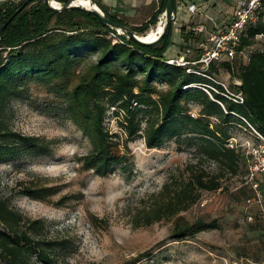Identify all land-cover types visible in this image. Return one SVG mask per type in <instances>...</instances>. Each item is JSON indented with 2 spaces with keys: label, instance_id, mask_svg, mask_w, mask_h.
Masks as SVG:
<instances>
[{
  "label": "trees",
  "instance_id": "obj_1",
  "mask_svg": "<svg viewBox=\"0 0 264 264\" xmlns=\"http://www.w3.org/2000/svg\"><path fill=\"white\" fill-rule=\"evenodd\" d=\"M25 1L0 6V29ZM53 1L63 4L68 0ZM93 2L107 19L129 28L124 20L110 14L96 0ZM166 5L167 0H161L159 12L149 24L130 29L137 35H146L151 26L158 24ZM172 25L158 44L143 46L126 35H118L83 8L57 13L42 0L28 5L8 25L0 41V165L25 156L47 157L54 151L51 142L16 132L9 124L10 102L25 99L29 86L35 83L65 99L68 117L92 147L81 159L82 167L98 177L131 168L128 141L136 137L143 138L151 150L175 141L178 152L193 151L197 165L206 161L216 165L217 172L213 174L191 165L192 175L187 181L181 185L179 182L175 188L166 183L154 207L136 220L137 228L171 220L188 211L199 200L200 192L221 190L226 174L236 176L244 167L246 175L241 149H229L227 144L235 137V127L250 131L245 121L264 137V50L251 52L264 42V6L259 20L248 24L241 35L239 50L246 53V59L238 56L233 61L213 62L202 76L170 65L165 59ZM110 33L115 35V41L108 36ZM191 35L184 39L187 41ZM92 55L99 56L97 62L81 72L72 87L85 58ZM222 73L241 82L230 89L242 94L243 104L216 94L223 108L203 91L202 86H215L209 78L218 80ZM217 87L224 93L223 87ZM191 105L199 108L195 117ZM109 111L117 119L121 134L105 127ZM123 135L124 143L120 140ZM240 191L245 200L251 195L246 186ZM36 192L29 189L26 196L39 199ZM218 227V220H198L191 225L176 222L170 239L183 241ZM51 228L41 219L24 216L0 197V264H66L71 242L66 237L53 236Z\"/></svg>",
  "mask_w": 264,
  "mask_h": 264
},
{
  "label": "rangeland",
  "instance_id": "obj_2",
  "mask_svg": "<svg viewBox=\"0 0 264 264\" xmlns=\"http://www.w3.org/2000/svg\"><path fill=\"white\" fill-rule=\"evenodd\" d=\"M108 36L116 40L112 33ZM263 46L261 42L257 49L264 50ZM98 58H85L72 87ZM218 81L229 88L238 83L227 73ZM191 112L197 116L198 107L191 105ZM8 118L14 131L41 137L52 143L54 151L47 157L25 156L0 165V197L24 216L45 221L53 236L69 239L72 251L66 264H264V220L256 209L245 207L240 191L244 167L236 176L226 174L221 190L200 192L197 203L176 218L137 228L136 220L154 207L166 183L175 188L187 181L191 165L212 174L216 165L207 161L197 165L193 151L178 152L175 141L151 150L136 137L128 141L131 168L98 177L82 167L81 159L92 147L68 117L65 99L35 83L25 99L10 102ZM117 122L109 111L105 127L121 134ZM233 131L240 144L254 140L250 131L239 127ZM120 140L124 143L126 137ZM29 189L36 190L39 199L26 196ZM201 198L209 200L206 207L200 205ZM246 213L255 222H248ZM198 220H218L219 227L183 241L170 239L176 222L191 225Z\"/></svg>",
  "mask_w": 264,
  "mask_h": 264
},
{
  "label": "built area",
  "instance_id": "obj_3",
  "mask_svg": "<svg viewBox=\"0 0 264 264\" xmlns=\"http://www.w3.org/2000/svg\"><path fill=\"white\" fill-rule=\"evenodd\" d=\"M264 0H245L241 3L235 13L234 21L227 28H215L209 32L207 38L202 39L197 44V49L201 53L199 60L188 61L185 56L178 59L169 60L170 65L187 68L188 73H194L197 75H203V72L207 71L210 65L215 62L233 61L238 56L247 57L244 51H240L241 35L243 34L246 26L250 23H255L259 20V15L263 10ZM197 7L192 5L189 10L195 13ZM159 23L164 22L165 16L162 17ZM119 32V30H117ZM201 34L204 32V28L198 27L195 30ZM121 35V34H118ZM114 38L115 35L113 34ZM261 39V36L257 37ZM257 48H252L251 52L257 51ZM198 68V69H196ZM215 84V86H202L203 91L210 97L211 100L217 102L223 108V104L215 99L216 94H221L228 100L243 104L244 98L241 93H236L227 87L226 84L218 80L209 78ZM235 85L240 86L241 82L238 81ZM217 86H221L224 89V93H221ZM195 117V114H192ZM247 124L251 134L253 135V141H245L243 144L234 137L227 144L229 149H241L242 155L245 157L247 165V174L244 178V186L251 189V195L246 198L245 205L247 210L258 209L259 213L264 219V137L260 135L249 123ZM209 200L201 198L200 205L206 207ZM247 221L253 222L254 216L252 214L247 215Z\"/></svg>",
  "mask_w": 264,
  "mask_h": 264
},
{
  "label": "crops",
  "instance_id": "obj_4",
  "mask_svg": "<svg viewBox=\"0 0 264 264\" xmlns=\"http://www.w3.org/2000/svg\"><path fill=\"white\" fill-rule=\"evenodd\" d=\"M18 1L20 0H0V6L7 2ZM96 1L106 8L110 14L124 20L129 28H140L149 24L150 20L156 17L161 7V0ZM244 1L176 0V18L172 23L171 44L165 53V59L174 60L185 56L187 60L194 61L200 53L197 49L199 41L207 38L209 32L215 28H227L234 21L235 13ZM192 5L197 7L195 13L189 10ZM164 14L158 17L156 26L163 23L159 22L163 20ZM156 26H151L150 31ZM198 27L204 28V32L197 33L195 30ZM183 29L184 32H182ZM149 32H147V35ZM190 34H192V37L186 41L184 36Z\"/></svg>",
  "mask_w": 264,
  "mask_h": 264
},
{
  "label": "water",
  "instance_id": "obj_5",
  "mask_svg": "<svg viewBox=\"0 0 264 264\" xmlns=\"http://www.w3.org/2000/svg\"><path fill=\"white\" fill-rule=\"evenodd\" d=\"M36 0H26L22 6H20L11 16L10 18L5 22V24L2 26V28L0 29V41L2 40L3 36H4V32L6 30V28L8 27V25L15 19V17L22 12L28 5H30L32 2H34ZM43 3L50 8L51 10H53L54 12L57 13H64V12H68L74 9H82L78 6H73V2L75 0H68L66 3H59L60 7H54L53 6V0H42ZM92 3L94 4L93 0H91ZM88 12H91L92 14H94L100 21L101 23L106 26L109 27L111 29L114 30H121L122 32H124V34L126 35L127 39L132 40L140 45L143 46H153L156 45L160 42V40L165 36V34L168 32L170 26L172 25V23L175 21L176 18V0H167V5H166V10H165V20H164V30L163 32L159 35V37L152 42H143L141 41L137 34L130 28L127 27H122L119 25L114 24L112 21H110L109 19H107L104 15V13L99 10L98 8H93V9H84Z\"/></svg>",
  "mask_w": 264,
  "mask_h": 264
},
{
  "label": "bare ground",
  "instance_id": "obj_6",
  "mask_svg": "<svg viewBox=\"0 0 264 264\" xmlns=\"http://www.w3.org/2000/svg\"><path fill=\"white\" fill-rule=\"evenodd\" d=\"M53 6L60 7V4L54 1ZM73 6H78L80 8H84L88 10L93 9V8H98V6H96V4H93L91 0H75L73 2ZM163 30H164V22L156 26L155 30H151L150 33L148 34L149 36L148 35H144V36L137 35V36L143 42H152V41H155L159 37V35L163 32ZM119 31H120L119 33H123L121 30Z\"/></svg>",
  "mask_w": 264,
  "mask_h": 264
}]
</instances>
